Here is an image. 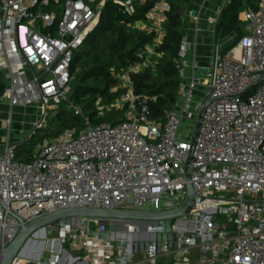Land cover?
I'll list each match as a JSON object with an SVG mask.
<instances>
[{"label":"built area","instance_id":"2783aa9c","mask_svg":"<svg viewBox=\"0 0 264 264\" xmlns=\"http://www.w3.org/2000/svg\"><path fill=\"white\" fill-rule=\"evenodd\" d=\"M108 1L0 0V72L6 81L1 98L11 108L35 106L42 114L35 128L44 126L48 110L57 111L61 102L85 123L82 130L70 127L45 140L29 160L17 159L18 143H3L0 250L23 225L63 209H177L187 201L190 184L194 208L171 218L170 230L166 219L74 215L68 223L46 226L56 235L50 242L56 247L62 237L65 242L59 251L43 248L51 255L36 264H264V0L257 10L240 14L249 32L232 48L211 54L207 64L191 58L190 42L183 38L176 59L178 100L159 118L150 116L148 97L135 94L132 76L162 55L156 47L166 35L171 5L169 0H113L127 14L149 3L145 19L130 26L155 37L138 53L140 61L113 72L119 80L113 90L124 89L122 95L110 105L96 102L99 116L125 108V120L93 125L70 99L72 64ZM220 13L208 20L213 30ZM193 18L198 33L201 15ZM104 232L113 238H101ZM163 233L170 238L158 243L156 235ZM133 242H149L148 249L130 253ZM28 260L16 256L12 264Z\"/></svg>","mask_w":264,"mask_h":264},{"label":"trees","instance_id":"16d2710c","mask_svg":"<svg viewBox=\"0 0 264 264\" xmlns=\"http://www.w3.org/2000/svg\"><path fill=\"white\" fill-rule=\"evenodd\" d=\"M259 1L228 0L224 5L215 25V38L227 39L235 34L225 50L235 46L245 34V27L240 20L241 12L249 7L257 10ZM190 2L191 0H169L171 10L167 13L166 35L163 42L156 47L157 52L162 55L154 65H148L143 72L132 76L135 94L148 97L152 118L162 117L178 100L176 59L180 44L186 35L183 18ZM150 6L149 3L138 5L134 14H127L113 0H109L103 9L100 23L74 56L72 72L74 74L78 66L81 72L77 76L74 74L70 99L81 106L93 125L104 121L125 120V108L99 116L96 102L100 100L101 104L110 105L122 95L124 89L113 90L119 82L113 72H120L140 61L138 53L153 42L154 33L148 34L130 26L138 20H144ZM5 86L6 83L0 81V97ZM55 123H58V128L53 127ZM74 126L84 127V120L64 105L44 128L47 131L42 139L57 137L65 129ZM34 136L35 133L31 138ZM22 156L19 151L17 157L22 159ZM30 158L31 155L27 154L24 160Z\"/></svg>","mask_w":264,"mask_h":264},{"label":"rangeland","instance_id":"374dc122","mask_svg":"<svg viewBox=\"0 0 264 264\" xmlns=\"http://www.w3.org/2000/svg\"><path fill=\"white\" fill-rule=\"evenodd\" d=\"M260 2V1H259ZM227 3V0H200V4L195 9L193 7V4L189 7V9L186 11L185 9V20H184V30L185 34H192L196 37V29L197 24L195 21H193V17L197 15V13L191 14L192 10H197V12L201 15L202 22L200 23V33L198 35V42H199V54L200 56L203 55L205 60H208L211 56L210 54H216L220 48H225L235 37V34H232L230 38H219L216 40L215 38V27L214 30L211 28V26L208 23L209 18H212L216 16V13L221 9H223L224 5ZM259 5V3H258ZM192 9V10H191ZM187 12V13H186ZM198 14V15H199ZM190 16L191 21L188 20ZM188 22H190L188 24ZM247 22L243 21L244 27L246 26ZM244 33H248L249 29L246 27L244 28ZM216 45H219L220 47H216ZM77 53V52H76ZM75 53V54H76ZM80 66L77 67L76 71L74 72L75 76L79 74ZM198 77H203L204 73L201 69H198L197 71ZM65 103L61 102L59 103V108L64 106ZM78 105V104H77ZM80 106V105H78ZM81 107V106H80ZM59 110V109H58ZM57 111L48 110L46 122L44 126L40 128H35V123L42 117V114H40V111L36 109L35 106H28V107H22V106H15L11 108L8 101L6 99H2L0 97V150L3 148V143H5L7 140H9L11 143H24L22 145H18V149L16 151V155L19 153V151L22 153V160H24V157L29 154L32 155L38 148L40 144H42L45 140H51L55 137H45L42 139L43 135L47 131V129L44 130L45 127H47L50 124V121L52 118L57 114ZM107 111L106 113H108ZM87 115V114H86ZM12 118V122L9 125L7 122L8 118ZM116 120H113L111 122H114ZM54 128H58V123L53 124ZM78 130H82L84 127L74 126ZM182 132L183 134L187 133V130L185 126H182ZM35 133V136L31 138V136ZM17 159H21L17 157ZM111 227L117 232V223H111ZM110 228V227H109ZM55 234H52L51 232H47L46 237H42L41 235L32 237V240L28 243V245L25 248V257L37 262L43 259L45 257L44 255V249L42 250L40 254V258L38 259V253L41 249V242L44 240L45 245L44 248L46 250L55 251V241L50 242V240L55 238ZM65 248H69L68 244L65 245Z\"/></svg>","mask_w":264,"mask_h":264},{"label":"water","instance_id":"95a60500","mask_svg":"<svg viewBox=\"0 0 264 264\" xmlns=\"http://www.w3.org/2000/svg\"><path fill=\"white\" fill-rule=\"evenodd\" d=\"M264 79L261 78L260 80ZM259 80V81H260ZM259 81L252 84L248 87L245 91H243L240 95H245L251 88L256 87ZM208 103L204 102L193 136V143L192 148L190 151V156L187 162V179H189L191 175L190 171V163L192 160V154L194 152V147L197 141V137L199 134V129L201 126V120L203 118L204 112L207 108ZM25 141V140H24ZM23 142L18 143V145H22ZM195 198L196 194L192 188V186L188 185V198L185 204L177 209L170 210V211H163V212H147V211H139L133 209H95V208H68L63 209L52 214L46 215L44 217L38 218L33 220L32 222L28 223L27 225H23L21 227L20 232L18 233L17 237L11 242L5 249L0 250V264H12L13 260L16 256H25V248L28 243L32 240V237L41 235L42 237H46L47 231L46 226L48 224L58 221L60 224L68 223L71 216L74 215H84V216H94V217H102L109 220L117 221V220H124V221H131V220H143V221H152L158 219H166L165 223L167 224L166 230H170V219L176 218L185 214H188L195 205ZM96 234V233H94ZM101 238H109L112 237L109 232H104L99 234ZM176 237V235H175ZM170 238V234L163 233L157 234L156 240L158 243L161 240H168ZM57 247L54 248L55 251H59L62 243L65 242V238H61V240H57ZM45 241L41 242V249L38 253L37 258H40V254L44 248ZM126 245V244H125ZM149 242H133L132 248L130 247V253L134 252H143L144 250L148 249ZM50 251L45 253V258L43 261H47V257H49ZM27 264H36L33 260H28Z\"/></svg>","mask_w":264,"mask_h":264},{"label":"crops","instance_id":"0c3cea01","mask_svg":"<svg viewBox=\"0 0 264 264\" xmlns=\"http://www.w3.org/2000/svg\"><path fill=\"white\" fill-rule=\"evenodd\" d=\"M228 1V0H227ZM193 4V7L196 9L198 7V5L200 4V0H191L190 4L187 6L186 8V11L189 9V7ZM197 6V7H196ZM192 10V9H191ZM197 13V15L199 14L197 12V10H192L191 14L193 13ZM187 13V12H186ZM190 16L191 15H188L187 17L189 21H191L190 19ZM185 20V15H184V18H183V21ZM193 21H194V18H193ZM185 23V22H184ZM190 22H188L189 24ZM197 24V23H196ZM200 26V25H199ZM197 27H198V24H197ZM200 33V30L199 32L197 33V29H196V37L193 35V33L191 34H188V35H185V37L188 39V41L190 42V55H191V58H197L202 64H207L209 62V59L208 60H205L204 56L199 54L200 50H199V42H198V35ZM215 33V31H214ZM211 55V54H210ZM0 76H1V79L0 81H3L4 83H6L5 81V78H4V74L2 72H0Z\"/></svg>","mask_w":264,"mask_h":264}]
</instances>
